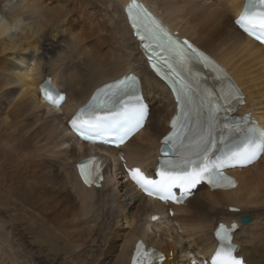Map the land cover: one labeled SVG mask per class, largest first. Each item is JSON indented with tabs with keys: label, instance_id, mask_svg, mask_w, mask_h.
Instances as JSON below:
<instances>
[{
	"label": "bare ground",
	"instance_id": "6f19581e",
	"mask_svg": "<svg viewBox=\"0 0 264 264\" xmlns=\"http://www.w3.org/2000/svg\"><path fill=\"white\" fill-rule=\"evenodd\" d=\"M5 1L8 7L0 13V264H130L137 239L163 253L160 264H191L219 246L218 222L229 227L232 221L238 226L231 235L236 255L245 264H262L246 245L264 253V151L254 163L228 170L235 188L211 191L201 184L181 205L146 197L126 178L121 156L126 166L153 175L161 136L176 112L172 92L148 67L128 22L129 0ZM137 1L228 72L243 97L235 115L249 112L264 132V46L234 24L244 0ZM30 60V68L23 66ZM129 72L139 76L143 98L149 99L143 128L119 148L81 142L67 121L96 88ZM46 76L65 93L59 107L40 97L38 86ZM96 153L106 164L103 181L87 187L75 166ZM121 173V189L114 184L106 191L109 178ZM169 208L175 215L166 214ZM153 212L160 216L156 221L149 217ZM243 215L251 221L241 223ZM122 220L129 228L123 233L117 226ZM82 244L86 250L76 254Z\"/></svg>",
	"mask_w": 264,
	"mask_h": 264
},
{
	"label": "snow or ice",
	"instance_id": "6c2138e0",
	"mask_svg": "<svg viewBox=\"0 0 264 264\" xmlns=\"http://www.w3.org/2000/svg\"><path fill=\"white\" fill-rule=\"evenodd\" d=\"M140 6L132 3L127 6V11L129 14V20L131 21V25L135 34L138 38L144 43L145 50H151L152 56L159 57V53L155 50L156 48H160L159 39L161 36V32L163 31L159 25H155V21L152 23L155 25V28L149 27L141 22V14L143 10H141V14L133 15L132 10L135 8H139ZM237 24L243 29L244 32L253 36L255 39L264 43V0H248V4L245 8V11L241 14V16L236 21ZM187 44V41H185ZM188 48L192 50L197 56L202 59H206L203 57V54L198 52L191 44L187 45ZM178 57L183 60L184 53L178 51L176 53ZM171 68L172 66L169 65ZM135 78L131 75L126 76L124 79L118 81V85L110 86V87H120V91L125 95L128 94L129 90L134 88ZM45 98L49 103L55 104L59 106L63 97L54 96L51 92L45 90L44 92ZM229 97H234L238 102H242L239 95L235 93V90H232L226 95L220 97L221 100L227 101V104L221 105L219 103L208 102V111L209 118L212 122H222L224 124V129L222 130V135L224 132H238L240 131L241 126L236 124L235 127H230L227 123V116H225L224 121H219L217 113L220 111L229 112L233 111L234 107L231 103ZM181 100V97L178 96V101ZM185 105L190 104V101L184 100L182 101ZM138 107L134 110L131 115L125 116L122 120L116 121L115 117L111 113L103 114V115H93L89 119H81L79 117L74 118L72 120L73 130L76 131L84 140H91L96 142L98 139L101 143H107V137L105 133L112 132L115 134L117 146L119 144H123L125 140L131 136L135 131L139 128L143 127L144 121V108L142 104H139V100L137 99ZM95 111V110H93ZM187 115V112L184 113ZM262 137L260 143L254 144L252 148L245 149L241 153L233 154V158H241L246 163L250 164L255 159L258 158V155L261 151H264V132L260 133ZM164 145L171 147L170 138H166L163 141ZM215 141L209 138L207 141L202 142L201 144L196 145L193 150V155L198 157V162L195 160H187L186 164L189 166H193L192 171H188L186 167L178 174L168 173L165 175L162 173L163 180L160 183L153 182L148 180L143 173L138 168H133L129 171V175L132 180L139 184L144 191L148 195H157L159 199L162 200H172L174 203L179 202L177 197L171 194V187L173 184H179L182 189V193L184 195L188 194L193 187L196 186L202 179L206 176L209 177V183L213 184L214 187H233L234 182L224 177L222 173L219 172V167L222 165H214L210 164L209 153L212 152V148L215 147ZM97 166V171H98ZM215 173V175H213ZM81 175L84 178V182L86 184L90 183L89 177L84 173V166H81ZM221 181H226L223 183ZM167 193V194H164ZM152 219H156V217H152ZM236 225H232L234 229ZM229 230L225 229L223 225L220 226V230L217 232V236L221 238L222 241L226 242V249L222 253L223 259L218 260L215 264H241V262L235 259L232 256V245H231V236L228 234ZM150 253H147L143 250L142 245L136 246V254L133 256L132 264H148L147 257Z\"/></svg>",
	"mask_w": 264,
	"mask_h": 264
},
{
	"label": "rangeland",
	"instance_id": "374dc122",
	"mask_svg": "<svg viewBox=\"0 0 264 264\" xmlns=\"http://www.w3.org/2000/svg\"><path fill=\"white\" fill-rule=\"evenodd\" d=\"M4 1V2H3ZM6 3V4H5ZM7 1H5V0H0V13L1 14H3V13H5V11H6V6L8 7V5H7ZM5 5V6H4ZM32 63V61L30 60V61H28L25 65H23V66H25L26 68L28 67V65H30L28 68H30L31 67V64ZM34 64V63H33ZM147 99H148V97H147V95L145 94L144 95ZM144 97V98H145ZM146 98H145V100H146ZM149 100V99H148ZM147 101V100H146ZM147 104H148V106H149V103H148V101H147ZM150 107V106H149ZM151 107H152V105H151ZM148 111H149V109H148ZM165 122H166V120H165ZM59 168V170H61L60 169V166L58 167ZM123 170H124V168H123ZM62 171V170H61ZM126 177V176H125ZM109 180L110 181H108V184L106 185V187H105V189H106V191H108V190H110L113 186H119V188L121 189V187H122V181H124L125 180V178H124V173L122 174L121 173V175H119L117 178H115L114 177V179H112L111 177L109 178ZM117 181V182H116ZM119 181H121L120 183H119ZM117 183H119L118 185H117ZM115 184V185H114ZM201 192V191H200ZM175 215V214H174ZM221 219V218H220ZM120 224V225H119ZM125 223L123 222V220L122 221H120V223L118 222V224H117V226L120 228L121 227V232L123 233V232H127L128 230L127 229H129L128 228V226H125L124 225ZM122 225V226H121ZM73 236H74V238H77L78 236L77 235H75V234H72ZM58 241V244L60 245V247H62L63 245H64V242L62 241V240H57ZM86 248V246L85 245H81L80 247H78L77 249H76V254L78 253H80V252H83V249H85ZM249 247V248H248ZM255 246L253 245H251V246H247L246 245V249H247V251L249 252V254L252 256V257H254L255 259H257V260H260L261 262H262V264H264V253H262V255H261V249L259 248V247H255ZM259 249V250H258ZM82 250V251H81ZM86 250V249H85ZM255 251V252H254ZM252 252V253H251ZM172 252L170 251V254H171ZM258 255V257H257V255ZM262 256V257H261ZM199 258H203V257H199ZM253 260V259H252ZM193 261H191L190 263L191 264H193L192 263Z\"/></svg>",
	"mask_w": 264,
	"mask_h": 264
},
{
	"label": "water",
	"instance_id": "95a60500",
	"mask_svg": "<svg viewBox=\"0 0 264 264\" xmlns=\"http://www.w3.org/2000/svg\"><path fill=\"white\" fill-rule=\"evenodd\" d=\"M240 221L243 224L249 223L251 221V216L243 215V216L240 217Z\"/></svg>",
	"mask_w": 264,
	"mask_h": 264
}]
</instances>
